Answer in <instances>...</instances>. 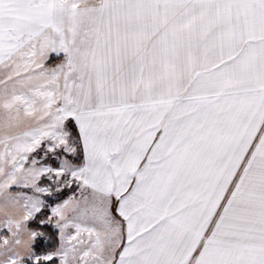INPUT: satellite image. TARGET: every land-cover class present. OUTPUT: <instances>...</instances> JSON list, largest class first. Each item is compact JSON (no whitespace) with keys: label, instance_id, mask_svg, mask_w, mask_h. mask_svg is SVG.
<instances>
[{"label":"snow or ice","instance_id":"6c2138e0","mask_svg":"<svg viewBox=\"0 0 264 264\" xmlns=\"http://www.w3.org/2000/svg\"><path fill=\"white\" fill-rule=\"evenodd\" d=\"M0 264H264V0H0Z\"/></svg>","mask_w":264,"mask_h":264}]
</instances>
